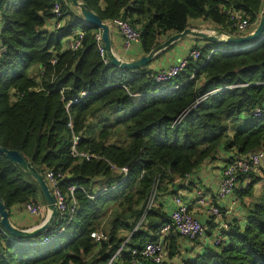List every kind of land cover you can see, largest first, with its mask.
I'll use <instances>...</instances> for the list:
<instances>
[{
  "label": "trees",
  "instance_id": "1",
  "mask_svg": "<svg viewBox=\"0 0 264 264\" xmlns=\"http://www.w3.org/2000/svg\"><path fill=\"white\" fill-rule=\"evenodd\" d=\"M57 2L4 0L0 6V146L18 151L42 175L62 172L64 192L78 186L73 194L76 216L63 234L58 231L67 219L58 215L47 232L28 240L13 238L0 226V264H108L127 239V250L142 247L169 222L168 212L158 206L134 231L156 187L158 193H167L173 182L198 171L219 151L237 156L264 150V39L239 51L205 41L199 59L189 60L187 69L172 81L156 84L148 69L151 63L131 71L105 61L96 42L98 29L84 24L68 0L62 5L63 27L50 31L47 24L55 18ZM80 2L107 24L128 21L140 32L138 45L145 55L187 28L207 26L234 34L229 12L239 11L256 24L264 4V0ZM74 30L85 34L81 48L63 50V41ZM34 66L38 75L30 76ZM83 92L87 96L69 111L71 130L65 105ZM258 109L261 114L255 116ZM234 125L241 127L231 129ZM72 133L81 137L79 150L96 160L79 162L70 156ZM111 165L128 168L125 181ZM249 177V185L237 191L246 212L244 226H234L219 252L205 248L179 264H264V173ZM102 188L108 191L95 195ZM0 199L9 214L30 202L45 203L36 181L2 154ZM104 222L109 240L98 244L91 233ZM52 234L55 239L43 244ZM167 241L171 256L178 243L175 236ZM132 261L128 250L112 264Z\"/></svg>",
  "mask_w": 264,
  "mask_h": 264
},
{
  "label": "built area",
  "instance_id": "2",
  "mask_svg": "<svg viewBox=\"0 0 264 264\" xmlns=\"http://www.w3.org/2000/svg\"><path fill=\"white\" fill-rule=\"evenodd\" d=\"M64 0H58L55 5L53 15L55 18L49 21L47 27L54 30H60L64 22L62 21V5ZM232 21V28L235 29L236 35L246 36L252 33L256 28V24L250 23L244 15L236 10L229 12ZM110 27L114 28L119 33L122 39V46L124 49H129L132 45L140 43L141 34L134 29L128 21L123 19L116 20ZM48 28V29H49ZM2 29V17L0 16V31ZM85 34L80 30H74L63 41V50H71L76 52L82 46ZM264 39V36L260 41ZM96 42L101 55L104 57L105 50H103L102 33L96 35ZM1 47V44H0ZM200 45L190 46L187 58L177 61L175 65L162 67L156 71H151V78L156 83L169 82L175 79L179 74L184 72L189 60L196 61L200 58ZM249 48V47H248ZM247 48H233L234 51L245 50ZM106 54V53H105ZM119 58V57H118ZM123 60V59H121ZM105 61H108L107 58ZM55 61H52L54 64ZM191 80L193 77L190 78ZM87 96V93H81V96L74 100H69L66 103V112L68 115V128L73 130L72 117L69 113L72 105L79 103V101ZM206 97V96H205ZM200 103L198 100L196 106ZM195 106V107H196ZM261 111L255 110V116H259ZM80 136L72 133L70 156L76 161L91 162L97 157L93 154L79 150ZM226 163L221 170L220 181L213 192L208 191L202 186L198 178L193 174L186 175L183 178L173 182L172 189L169 188V193L172 197L173 210L171 211L170 220L165 223L159 232L155 235V239L147 240L142 247L128 249L131 250L132 264H179L182 260L176 257L173 259L170 256L169 241L171 236H177L185 241L188 248H191L194 254H199L205 248L214 249L217 251L218 247L223 246L226 242V235L231 233L236 221L239 217L242 218L244 210L241 199L237 191L245 189L249 185V176L259 174L263 176L264 173V150H254L243 155L235 156V153H227ZM111 169L118 172L126 180L128 168L117 169L111 165ZM196 173V171L194 172ZM50 189L52 197L55 199V206L57 215L63 219H67L66 223L60 228L58 234H63V231L68 227L77 211V201L73 197L74 192L80 189L78 186H71L67 192H64L60 187V182L63 174L60 171H46L43 175ZM243 180V181H241ZM107 188L98 189L95 195L107 192ZM159 194L156 189L152 192L149 202L145 206L144 215L140 223L135 227L137 230L141 225L145 224L148 212L155 207H158ZM23 211L35 218L43 219L45 213L48 212L45 203L30 202L21 206ZM200 210V212H199ZM199 212V213H198ZM203 213L207 222L201 221L199 214ZM212 237V242H210ZM91 238L98 244L107 243L109 237L106 233H99L94 231L91 233ZM55 239V235L46 237L43 244L49 243ZM127 239L119 248L117 253L110 259L108 264H112L114 260H118L125 251ZM225 241V242H224ZM218 252V251H217ZM169 256L171 258H169ZM182 258H191L184 257Z\"/></svg>",
  "mask_w": 264,
  "mask_h": 264
},
{
  "label": "water",
  "instance_id": "3",
  "mask_svg": "<svg viewBox=\"0 0 264 264\" xmlns=\"http://www.w3.org/2000/svg\"><path fill=\"white\" fill-rule=\"evenodd\" d=\"M4 0H0V6ZM71 5L77 9L78 15L81 16L83 23L92 26L102 33V43L103 50H105L106 57L111 66L121 69V70H141L147 65L152 63L154 59L164 50L168 49L172 45L176 44L179 41L185 40L187 38H198L203 41L213 43L217 42L220 44H225L233 48H248L249 44L260 41L264 36V4L262 8V14L256 25V29L249 33L246 36H239L236 34H228L227 32L218 29L212 28L209 30L203 29H194L189 28L185 31L176 33L170 36L166 41L159 44L153 51L148 55L141 57L136 61H124L116 56L112 50V39L109 24L102 22L97 14H94L90 8L84 3H81L80 0H68ZM0 154L7 157V159L15 165H18L31 179L36 181L41 196L44 199L45 205L48 210L47 217L42 221L41 224L36 226L35 229L25 230L16 228L10 220L9 212L6 208L5 203L0 199V226L13 238L20 239H33L36 236L41 235L47 232L54 224L55 219L57 218V209L55 206V199L52 197L50 189L46 180L43 178V175L33 167L28 161L18 151H11L2 146H0Z\"/></svg>",
  "mask_w": 264,
  "mask_h": 264
},
{
  "label": "crops",
  "instance_id": "4",
  "mask_svg": "<svg viewBox=\"0 0 264 264\" xmlns=\"http://www.w3.org/2000/svg\"><path fill=\"white\" fill-rule=\"evenodd\" d=\"M212 28H209L207 26H200L199 28H194V29L209 30ZM194 29H191V30H194ZM110 32H111V39H112V50L114 51L117 57H119L120 59H123L124 61L131 62V61L139 60L141 57L146 56L143 53L142 49H140L139 45H132L129 49H124V47L122 46V39L119 33L116 32V30L112 27H110ZM167 39L168 38L164 39L163 42L166 41ZM195 42L201 46L205 45V41H195L194 38L192 37L179 41L175 44V46L173 47L171 51L159 57L158 60L156 59L155 61H153L148 66V69L152 71H156L162 67H168V66L175 65L177 61H180L181 59L188 57L190 46L194 45ZM226 155L227 153L223 151H219L215 159L207 161L198 169V171H196V173H193L195 178L199 179L202 186L210 192H213L216 189L217 184L220 181L221 170L226 163V158H227ZM171 189L172 187L170 188V190ZM168 193L169 191L167 193H162V194L158 193L159 194V198H158L159 205L158 206L162 207L165 212H168V214L171 215L172 213L171 211L173 210V204H172V199H171L172 196ZM47 215H48V212L45 213V217L43 219L35 218L33 216L26 214L23 211V209L18 206L13 208L9 214L11 223L16 228L25 229V230L35 229L36 226L42 223V220H44L47 217ZM199 218L203 222L208 221L206 216L203 213L199 214ZM40 220L41 222L39 223ZM245 220H246V212L244 210V214L242 215V218L239 217L238 220L236 221V224L239 225L240 227H243L245 224L244 223ZM175 237L178 243L176 248L182 249L181 252L184 253V257L192 258L193 252H190L192 250L191 248H188L190 246H187L184 240H181L177 236Z\"/></svg>",
  "mask_w": 264,
  "mask_h": 264
},
{
  "label": "rangeland",
  "instance_id": "5",
  "mask_svg": "<svg viewBox=\"0 0 264 264\" xmlns=\"http://www.w3.org/2000/svg\"><path fill=\"white\" fill-rule=\"evenodd\" d=\"M77 10V9H76ZM210 28V27H209ZM214 28V27H213ZM50 31H55L53 28H51V29H49ZM229 50H231V48H232V45L231 46H229ZM38 67L37 66H34V67H32V69L30 70V76H37L38 74ZM193 77V76H192ZM234 127H241L240 125H234L233 127H231V129H233ZM255 190H256V192L259 194L261 191L259 190V185H257L256 187H255ZM256 197H257V195H256ZM247 202H249V200H247ZM40 203H42V202H40ZM106 224H107V222H104V224L98 229V232L99 233H106L107 234V232L106 231H104L103 229H105L106 228ZM211 239H210V242H212V237H210ZM225 242V241H224ZM221 248H222V246H220V247H218V249H217V251L219 252L220 250H221ZM181 250L182 249H178L177 251H175V253L174 254H172L171 256L173 257V259L176 257L178 260H182V256H184V253H182L181 252ZM193 251H195L194 249L192 250V251H190V252H193ZM197 255L196 254H194L193 253V255H192V258H195ZM169 258H171L170 256H169Z\"/></svg>",
  "mask_w": 264,
  "mask_h": 264
}]
</instances>
